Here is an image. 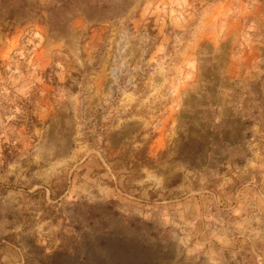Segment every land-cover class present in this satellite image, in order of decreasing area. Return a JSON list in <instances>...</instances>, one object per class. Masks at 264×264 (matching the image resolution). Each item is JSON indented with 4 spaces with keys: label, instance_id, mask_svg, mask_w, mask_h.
Instances as JSON below:
<instances>
[{
    "label": "rangeland",
    "instance_id": "1",
    "mask_svg": "<svg viewBox=\"0 0 264 264\" xmlns=\"http://www.w3.org/2000/svg\"><path fill=\"white\" fill-rule=\"evenodd\" d=\"M0 264H264V0H0Z\"/></svg>",
    "mask_w": 264,
    "mask_h": 264
},
{
    "label": "trees",
    "instance_id": "2",
    "mask_svg": "<svg viewBox=\"0 0 264 264\" xmlns=\"http://www.w3.org/2000/svg\"><path fill=\"white\" fill-rule=\"evenodd\" d=\"M69 0H61V2L62 3H67ZM34 12H36V13H40V10H33ZM28 48V46L26 45V43L23 41L22 42V46L20 47V49H22L23 50V54H26V51L28 50L27 49ZM22 54V56H20V58H18V59H16V61H17V63L19 62V61H21V60H23V59H25V61H23L26 65V71H23V70H21V72L20 73H18V74H16L15 76H14V81H12L13 83L12 84H10V85H8V87H6V88H8V90L7 91H11L10 93H11V96L10 97H6L5 98V100L6 101H10V102H12L13 100H14V94H17V93H20L21 92V89L24 87L22 84L21 85H19L23 80H25V79H23L25 76H27V78L29 77H33V75L35 74V72H36V65L34 64V63H29V62H27L26 61V58L28 57V55L29 54H26V55H23ZM54 54H56V52L54 53ZM61 71H63L61 68H58L57 69V71H56V76H58L60 73H61ZM39 91L37 90V92L36 93H38ZM12 97V98H11ZM7 103H5L4 104V108L6 107V106H10L9 104H7ZM3 106V104H1V107Z\"/></svg>",
    "mask_w": 264,
    "mask_h": 264
}]
</instances>
